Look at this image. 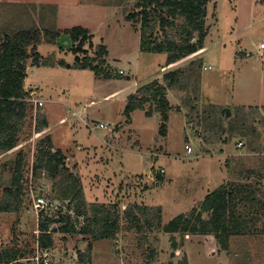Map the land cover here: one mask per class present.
<instances>
[{
	"label": "rangeland",
	"instance_id": "1",
	"mask_svg": "<svg viewBox=\"0 0 264 264\" xmlns=\"http://www.w3.org/2000/svg\"><path fill=\"white\" fill-rule=\"evenodd\" d=\"M48 1L58 5V28L82 26L92 34V47L85 45L88 56L96 58V46H106L111 78L58 65L61 59L74 61L65 35L56 44H38L40 62L46 63L35 66L28 60L24 81L25 87H38L29 96L31 117L18 145L0 155L1 196L11 174L10 161L18 150L25 153L24 202L17 213L0 212V249L15 247L33 254L37 246L35 198L51 191L49 179L31 175L36 144L45 135L33 132L32 118L40 105L52 145L64 152L86 202L120 206V230L114 239L93 242L91 264H264V233L230 237L223 250L213 235H169L160 229L138 233L127 228L122 214L133 203L160 206L166 224L189 212L220 184L240 179L247 169L260 173L264 191V0H209L203 51L172 65L182 70V76L179 85L167 89L171 108L164 136L156 114L146 117L135 110L130 121L122 114L126 94L153 79L162 80L174 69L160 71L164 53L139 51V24L125 18L136 0H97L104 2L100 5L93 3L96 0H78V6H72L73 0L0 3ZM223 108L229 110L228 116L221 115ZM74 111L77 116H70ZM61 117L66 120L58 123ZM237 120L249 131L246 136L241 129H228ZM172 238L178 245L175 251ZM54 242L50 264H76L77 254L86 248L79 235L55 233Z\"/></svg>",
	"mask_w": 264,
	"mask_h": 264
},
{
	"label": "trees",
	"instance_id": "2",
	"mask_svg": "<svg viewBox=\"0 0 264 264\" xmlns=\"http://www.w3.org/2000/svg\"><path fill=\"white\" fill-rule=\"evenodd\" d=\"M208 2L136 0L132 11L125 18L139 24V51L164 53V66H169L203 49L208 33L205 24ZM56 10L53 4L0 3V155L18 145L26 119L31 117V105L27 101L28 92L24 89V81L28 60L35 66L46 63L45 60L40 62L42 58L37 52L38 44H56L65 35L71 43L69 52L74 56V61L68 64L61 59L58 65L89 69L96 78H111L106 69V46L102 43L96 46V58L88 56L85 45L92 47V34L82 26L58 28ZM181 76L182 70L175 68L165 72L162 80L153 79L138 87L127 95L123 116L130 121V115L135 110L143 111L146 117L157 114L161 122L159 131L164 136L171 108L167 89L179 85ZM218 118L223 119L222 116ZM32 119L33 132L41 133L48 127V120L40 105H36ZM237 122L229 123L228 129L231 132L241 129L246 133L245 124L239 126ZM217 126L222 128L221 124ZM65 159L64 153L53 147L49 135L38 140L36 153L32 157L31 175L33 179L39 180L45 176L50 180V195L44 197L54 204V208L38 213L35 242L39 248H52L55 233L79 235L81 241L86 242V248L77 254L76 264H91L93 242L114 239L119 232L120 206L117 202L87 203L81 182L77 174L66 166ZM24 162L25 153L18 150L10 161L11 174L2 188L0 212L17 213L21 209L24 202ZM242 175L236 181L220 184L189 212L172 218L166 224H162L160 206L130 204L122 210L127 228L138 233L160 229L169 235H213L223 250L228 249L230 237L263 234L262 177L255 169H247ZM170 245L173 251L178 248L174 238ZM32 252L15 247L2 248L0 264H28L26 260L33 255Z\"/></svg>",
	"mask_w": 264,
	"mask_h": 264
},
{
	"label": "built area",
	"instance_id": "3",
	"mask_svg": "<svg viewBox=\"0 0 264 264\" xmlns=\"http://www.w3.org/2000/svg\"><path fill=\"white\" fill-rule=\"evenodd\" d=\"M260 47H263V45H261ZM120 73H122V71H120ZM37 86H24V89L26 92H28V99L27 101H31V99H29V96H31L33 93H35L37 91ZM100 127H104L103 124H99ZM87 126V124H86ZM242 143L238 142V146H241ZM186 153L187 154H191V148L186 146L185 147ZM34 207L40 211H49L50 209L54 208V204L50 203L47 199H45V197H37L35 198V202H34ZM38 212V213H39ZM52 228V226H51ZM52 252L53 249L52 248H39V247H35V252L33 253V255L28 258L27 261H30V263L28 264H50L51 263V259H52ZM31 259V260H29Z\"/></svg>",
	"mask_w": 264,
	"mask_h": 264
},
{
	"label": "crops",
	"instance_id": "4",
	"mask_svg": "<svg viewBox=\"0 0 264 264\" xmlns=\"http://www.w3.org/2000/svg\"><path fill=\"white\" fill-rule=\"evenodd\" d=\"M97 1V0H96ZM50 4H53V5H56L57 7H58V5L57 4H55L54 2H51V1H48ZM73 5L72 6H78L79 4V1L78 0H73ZM94 4H104V2H101V3H99V1H97V3H95V1L93 2ZM106 5V4H105ZM83 6H85V5H83ZM88 6H90V5H88ZM200 51H203V49L202 50H200ZM172 65H177L176 63L175 64H170L169 66H163V67H161V69H160V71H164V69H172L174 66H172ZM178 68V67H177ZM174 69H175V67H174ZM126 95H128V94H126ZM76 114H78V112H75L74 111V113H71L70 114V116H72V117H74ZM77 116V115H76ZM68 117V116H67ZM65 120H66V118L65 117H61L59 120H58V123H63V122H65ZM49 131H50V127H49V122H48V127L45 129V130H43L41 133H43V134H47V135H49ZM41 133H38V134H41ZM52 144H53V142H52ZM61 150V149H60ZM62 151V150H61ZM63 152V151H62ZM64 153V152H63ZM65 155V154H64Z\"/></svg>",
	"mask_w": 264,
	"mask_h": 264
},
{
	"label": "water",
	"instance_id": "5",
	"mask_svg": "<svg viewBox=\"0 0 264 264\" xmlns=\"http://www.w3.org/2000/svg\"><path fill=\"white\" fill-rule=\"evenodd\" d=\"M194 41V40H193ZM226 114L227 116L229 115V110L227 109V108H223L222 110H221V115H223V114ZM158 115L156 114V117H157Z\"/></svg>",
	"mask_w": 264,
	"mask_h": 264
}]
</instances>
